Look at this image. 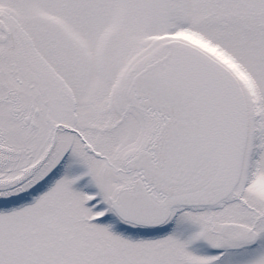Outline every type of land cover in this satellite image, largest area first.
I'll return each instance as SVG.
<instances>
[{
  "label": "snow or ice",
  "instance_id": "6c2138e0",
  "mask_svg": "<svg viewBox=\"0 0 264 264\" xmlns=\"http://www.w3.org/2000/svg\"><path fill=\"white\" fill-rule=\"evenodd\" d=\"M0 264H264V0H0Z\"/></svg>",
  "mask_w": 264,
  "mask_h": 264
}]
</instances>
